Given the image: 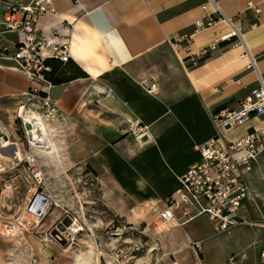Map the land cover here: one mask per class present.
<instances>
[{"label":"crops","instance_id":"1","mask_svg":"<svg viewBox=\"0 0 264 264\" xmlns=\"http://www.w3.org/2000/svg\"><path fill=\"white\" fill-rule=\"evenodd\" d=\"M30 1L0 0V18L4 15L6 5L27 4ZM213 1L52 0V11L37 22L39 33L69 45V60L61 74L63 83L51 84L48 91L50 99L59 109L58 115L78 119L81 132L89 135L87 139L101 142L86 154L85 163L101 178L109 196L112 195L114 199L115 196L119 197V202L132 209L154 204L157 198L166 194V199L175 192L179 187V177L199 160L194 147L216 134L211 131L205 135L200 133L197 138L190 137V128L185 129L178 122H173L189 139L190 155L183 163L174 164L170 160L166 165L156 155L164 149L163 138L168 130L167 126L161 125L166 124L164 116L177 117L178 112L185 116L196 115L208 119L213 128L211 115L217 107L228 103L224 109L239 110L240 104L257 87L258 79L264 80V0ZM207 18L212 19V24L195 31V22L206 23ZM234 31L241 35L242 43L237 36L232 35ZM184 35L191 39L187 44L182 41V50L177 52L171 48L170 42ZM17 39L15 34H4L0 37V47L11 50ZM209 47L212 49L203 60L188 62L189 57ZM167 50L171 52L172 60L156 59L157 54ZM249 56L254 59V66L250 64ZM75 66L85 77L68 79L76 75ZM162 72L168 76L169 88L159 87L154 78ZM153 82L156 84L155 94L164 91L169 96L171 92L174 94L173 99L169 96L161 98L165 108L163 112L159 113V104L152 106L151 113L158 115L152 117V125L156 130L153 128L150 131L148 121L142 125L147 129L144 137L149 139L155 134V147L128 137L124 142H118L121 132H124L120 124L121 109L124 106L135 109L137 103L147 96L143 95L144 89ZM29 88L26 75L12 62L0 59V105L6 108L14 101L25 99ZM20 107L17 109L19 116ZM123 114L128 121L135 116ZM71 126L69 123V129ZM262 127L264 117L252 118L246 124L224 132L223 136L226 141L236 142L252 129ZM8 141L9 147L0 148V152L18 148L16 143L10 142L11 139ZM151 147L149 151H141ZM136 150L146 153L148 162H159L160 169L167 167L174 174L169 192H155L153 187L157 185L146 174H142L141 167H138V163L142 162L135 157ZM90 161L94 162L101 174L91 166ZM245 182L249 196L239 216L260 222L264 220V152L252 164ZM200 219H205L213 232L204 216L189 220L183 226H174L192 224L187 233L201 238L205 232L199 229L197 220ZM230 232H243L246 235L254 232L255 241L244 245L242 249L253 250L249 256L252 264L255 261L258 264L261 249L256 260V244L264 245V228L241 226ZM197 241L203 243L200 239L194 242Z\"/></svg>","mask_w":264,"mask_h":264},{"label":"rangeland","instance_id":"2","mask_svg":"<svg viewBox=\"0 0 264 264\" xmlns=\"http://www.w3.org/2000/svg\"><path fill=\"white\" fill-rule=\"evenodd\" d=\"M159 57L172 60L169 50L157 54L156 59L159 60ZM165 73H158L154 78L159 87L169 88ZM171 94L169 96L166 91L148 94L145 91L143 95H147L146 98L140 100L135 109L124 106L120 113L124 132H121L118 142H124L128 137L155 147V134L149 139H136L133 131L137 126L144 127L142 125L147 121L150 122V131L155 129L152 117L158 115L152 114L151 108L156 103L160 106L159 113L163 112L165 108L161 98L169 96L173 99L174 94ZM1 105L0 139L7 136L10 142L16 143L21 158L7 160L0 157V169L3 170L0 175V264H90L92 260L97 261L95 264H252L249 255L253 250L242 248L255 241L254 232H248V236L243 232L215 235L206 220L200 219L197 220L199 229L205 232L200 238L187 233L192 224L165 227L159 222L157 214L163 207L166 194L157 198L154 204L133 209L119 202V197L115 196L114 199L112 195L109 196L101 178L85 163L86 154L101 142L88 140L89 135L81 132L78 119H67L61 115L46 117L38 104L26 98L14 101L6 108ZM20 106L40 114L42 121L48 125L47 135L54 148L48 144L47 149L37 154L34 152L18 115ZM123 113L135 116L128 121ZM176 115L164 116L166 124H161L167 126L168 130L163 138L164 149L156 155L165 164L170 160L174 164L183 163L190 155L189 139L174 125L175 121L185 129L190 128V137L216 132L213 123L212 128L204 117L185 116L181 112ZM69 123L72 125L70 129ZM152 147L141 151H149ZM28 151L33 153L43 171V186L59 206H52L41 222L35 220L36 226H20L26 214L28 199L35 188L23 165V157ZM141 151L134 152L135 157L142 162L138 163L141 173L157 185L153 187L155 192H169L174 174L167 167L160 169L159 162H148L146 153ZM90 164L101 174L93 161ZM7 184L10 189L7 186L8 190H5ZM4 228L10 231L9 237L3 235ZM196 239L203 241L200 250L192 248L191 243ZM256 248L257 260L258 250H262L264 245L256 244Z\"/></svg>","mask_w":264,"mask_h":264},{"label":"built area","instance_id":"3","mask_svg":"<svg viewBox=\"0 0 264 264\" xmlns=\"http://www.w3.org/2000/svg\"><path fill=\"white\" fill-rule=\"evenodd\" d=\"M207 1L214 3L213 0ZM51 11L52 0H31L27 4L6 5L4 15L0 18V37L7 33L18 36L11 50L0 47V59L12 62L26 75L30 88L25 97L27 101L38 104L46 117L58 115L59 109L48 95L52 86L46 77L50 68L45 61L56 59L67 63L69 60L68 44L55 41L54 37L37 31L39 19ZM255 12L258 13L259 10L256 9ZM212 22L210 18H207L206 23L195 22V31L207 28ZM232 35L237 36L242 43L238 32L234 31ZM190 39V36L184 35L171 40L170 46L180 52V43L184 41L187 44ZM211 49L212 47L200 50L189 57L188 62L203 60ZM249 58L250 64L254 66V59L251 56ZM257 83V87L240 104L239 110L221 109L211 115L216 134L194 147L199 154V160L179 177L178 189L164 200L163 208L158 212V219L165 227L183 226L189 220L204 216L215 235L228 234L241 226L264 228V220L253 222L239 216V211L249 196L245 176L264 152V127L252 129L236 142L226 141L223 136L224 132L244 125L252 118L264 117V80L259 78ZM145 91L154 94L156 84H149ZM145 129L137 126L133 131L135 138H144ZM16 155L14 154V159L19 160ZM23 165L35 186L28 199L26 211L36 221L41 222L52 207L53 197L43 186V171L32 152L25 153ZM1 173L0 169V175ZM7 186L10 189L9 184L5 185V189ZM201 243L192 242V248L200 250ZM258 264H264V248L260 251Z\"/></svg>","mask_w":264,"mask_h":264},{"label":"bare ground","instance_id":"4","mask_svg":"<svg viewBox=\"0 0 264 264\" xmlns=\"http://www.w3.org/2000/svg\"><path fill=\"white\" fill-rule=\"evenodd\" d=\"M19 113H20V118L23 120V124L24 125L30 124L32 126V128L30 130H26V129L25 130H26L28 143H29L30 147L34 150V152L36 153V152H39L41 150L47 149L48 144H51V146L54 148V144L51 142V140L48 138V135H47V131H46L47 127L46 126H48V125L46 122L42 121L40 114L34 110H27L26 108H24V106L20 107ZM48 123H49V121H48ZM9 144L10 143L8 141L0 140V148L6 149L9 146ZM13 149H14L13 151L0 152V157L3 159H7V160H13L14 159L13 155L17 154L16 156L20 160L21 152H20L19 148H16V149L13 148ZM9 152H10V154H9ZM5 190H8V187H6ZM52 206L59 207L57 202L54 199H53ZM25 212H26V214L23 216V221L20 224V226H26L27 224H32V225L36 226L37 222H35V219L30 214L27 213L26 208H25ZM9 233H10V231L5 230V228L3 229V235H6L7 237H9ZM13 235H15V234L13 233ZM95 261L96 260H92V262H90V264H95Z\"/></svg>","mask_w":264,"mask_h":264},{"label":"trees","instance_id":"5","mask_svg":"<svg viewBox=\"0 0 264 264\" xmlns=\"http://www.w3.org/2000/svg\"><path fill=\"white\" fill-rule=\"evenodd\" d=\"M46 65L50 68V72L47 73L46 77L48 79V81L52 84V85H57V84H61L63 82V79L61 77V74L64 70V68L66 67L67 63H61L60 61L56 60V59H47L45 61ZM76 67V66H75ZM76 75L71 77V78H68V79H76V78H80V77H85V74L80 71L77 67H76ZM228 103H224L222 105H220L219 107H217L215 111H218V110H221V109H224L226 106H227ZM89 167V166H88ZM90 169V168H88Z\"/></svg>","mask_w":264,"mask_h":264},{"label":"water","instance_id":"6","mask_svg":"<svg viewBox=\"0 0 264 264\" xmlns=\"http://www.w3.org/2000/svg\"><path fill=\"white\" fill-rule=\"evenodd\" d=\"M23 125H24V124H23ZM24 127H25L26 130H30V129L32 128V126H31L30 124H25ZM2 140H4V141H8L7 136H3V137H2ZM13 156H14V155H13Z\"/></svg>","mask_w":264,"mask_h":264}]
</instances>
